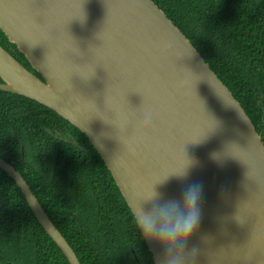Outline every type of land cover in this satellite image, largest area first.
<instances>
[{
  "label": "water",
  "instance_id": "95a60500",
  "mask_svg": "<svg viewBox=\"0 0 264 264\" xmlns=\"http://www.w3.org/2000/svg\"><path fill=\"white\" fill-rule=\"evenodd\" d=\"M0 30L41 75L0 45V90L84 133L135 219L151 187L164 200L200 186V218L186 244V253L196 251L185 264H264V141L152 0H0ZM145 109L153 112L148 126L139 121ZM0 169L68 262L81 264L21 173L1 157ZM145 242L159 264L160 246Z\"/></svg>",
  "mask_w": 264,
  "mask_h": 264
},
{
  "label": "trees",
  "instance_id": "16d2710c",
  "mask_svg": "<svg viewBox=\"0 0 264 264\" xmlns=\"http://www.w3.org/2000/svg\"><path fill=\"white\" fill-rule=\"evenodd\" d=\"M239 101L264 141V0H152ZM0 45L41 77L0 30ZM0 157L21 173L81 264H155L87 136L50 108L0 90ZM0 264H70L0 169Z\"/></svg>",
  "mask_w": 264,
  "mask_h": 264
},
{
  "label": "clouds",
  "instance_id": "9594fccd",
  "mask_svg": "<svg viewBox=\"0 0 264 264\" xmlns=\"http://www.w3.org/2000/svg\"><path fill=\"white\" fill-rule=\"evenodd\" d=\"M190 72V71H189ZM193 77L198 73L190 72ZM153 112L145 109L139 118L141 124L151 125ZM184 160L176 169L177 173H183L187 166ZM200 186L190 184L184 190L179 199H160V194L151 187L148 194L141 201H150L151 207L144 210L140 202L133 208L136 223L142 240H154L162 252L159 264H185L186 255L193 257L195 249L186 253V244L196 231L200 218Z\"/></svg>",
  "mask_w": 264,
  "mask_h": 264
},
{
  "label": "flooded vegetation",
  "instance_id": "af4514ba",
  "mask_svg": "<svg viewBox=\"0 0 264 264\" xmlns=\"http://www.w3.org/2000/svg\"><path fill=\"white\" fill-rule=\"evenodd\" d=\"M5 49V48H4Z\"/></svg>",
  "mask_w": 264,
  "mask_h": 264
}]
</instances>
